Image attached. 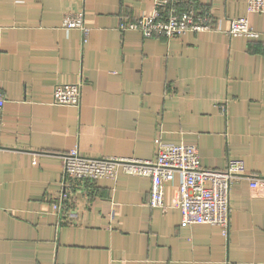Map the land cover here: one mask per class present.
I'll use <instances>...</instances> for the list:
<instances>
[{
	"label": "crops",
	"instance_id": "0c3cea01",
	"mask_svg": "<svg viewBox=\"0 0 264 264\" xmlns=\"http://www.w3.org/2000/svg\"><path fill=\"white\" fill-rule=\"evenodd\" d=\"M198 2L212 29L166 39L120 28L155 0H0V264H264V184H250L264 176V12ZM78 12L87 36L62 24ZM239 16L259 37L228 33ZM79 79V106L53 102L56 83ZM157 137L197 145L207 167L244 160L228 235L181 225L179 176L166 212L148 203L149 177L120 173L79 184L74 204L52 213L67 150L149 159Z\"/></svg>",
	"mask_w": 264,
	"mask_h": 264
},
{
	"label": "built area",
	"instance_id": "2783aa9c",
	"mask_svg": "<svg viewBox=\"0 0 264 264\" xmlns=\"http://www.w3.org/2000/svg\"><path fill=\"white\" fill-rule=\"evenodd\" d=\"M246 2L248 12H264V0ZM213 23L212 10L200 4L198 0H155L151 14L121 20L120 28L139 30L146 38L173 39L188 31H209ZM62 24L65 27L81 29L84 36L90 31L82 12L66 14ZM228 33L250 38L260 35L246 16L233 18ZM82 89V79L56 83L53 87V102L79 106L82 101ZM4 103L5 99L0 92V126ZM156 142L157 153L154 158L149 159L86 155L77 147L67 150L63 154L61 188L50 197L52 213H65L74 204L79 184L104 177L115 179L120 173L149 177L151 188L148 203L166 212V183L179 176L176 206L181 212V225L209 223L228 235L232 210L230 194L233 184L247 177L244 160L231 157L224 168H211L202 163L195 144L165 143L159 137ZM32 163H37L36 156L32 158ZM250 178L253 187L264 184V176Z\"/></svg>",
	"mask_w": 264,
	"mask_h": 264
}]
</instances>
